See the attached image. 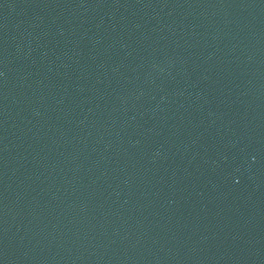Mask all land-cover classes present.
Returning <instances> with one entry per match:
<instances>
[{"label":"water","instance_id":"1","mask_svg":"<svg viewBox=\"0 0 264 264\" xmlns=\"http://www.w3.org/2000/svg\"><path fill=\"white\" fill-rule=\"evenodd\" d=\"M0 264H264V0H0Z\"/></svg>","mask_w":264,"mask_h":264}]
</instances>
